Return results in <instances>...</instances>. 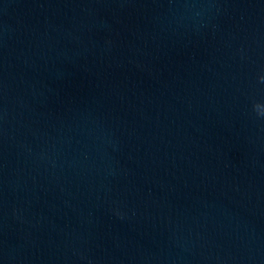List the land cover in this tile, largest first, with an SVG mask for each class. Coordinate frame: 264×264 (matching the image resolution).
<instances>
[{"label": "water", "instance_id": "water-1", "mask_svg": "<svg viewBox=\"0 0 264 264\" xmlns=\"http://www.w3.org/2000/svg\"><path fill=\"white\" fill-rule=\"evenodd\" d=\"M0 264H264V0H0Z\"/></svg>", "mask_w": 264, "mask_h": 264}]
</instances>
